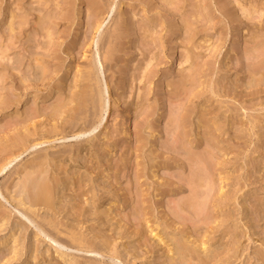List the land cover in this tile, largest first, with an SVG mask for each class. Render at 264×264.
I'll return each instance as SVG.
<instances>
[{
    "label": "rangeland",
    "instance_id": "obj_1",
    "mask_svg": "<svg viewBox=\"0 0 264 264\" xmlns=\"http://www.w3.org/2000/svg\"><path fill=\"white\" fill-rule=\"evenodd\" d=\"M187 241L264 264V0H0V264Z\"/></svg>",
    "mask_w": 264,
    "mask_h": 264
},
{
    "label": "bare ground",
    "instance_id": "obj_2",
    "mask_svg": "<svg viewBox=\"0 0 264 264\" xmlns=\"http://www.w3.org/2000/svg\"><path fill=\"white\" fill-rule=\"evenodd\" d=\"M259 82H261V81H259ZM106 89L108 90V87H106ZM97 96H98V94H97ZM86 97H87V100H86L85 108L86 107L88 108L89 105H96L97 104L98 100L96 99V94L95 93L92 92V93H90L89 96H86ZM58 107H56V108L58 109ZM53 108H55V107H53ZM108 112H109V105L107 104L106 108L103 109L102 116L100 118L97 117L98 120H94V121L90 122L86 118L85 120L90 122L89 124L85 125L82 128H78V129H76L74 131H68V132L74 133V136L79 137L81 135H84L86 132L90 131L93 128H94L93 130H95L97 127H101L102 126V124L106 120V117H104V113L106 115V114H108ZM62 130H63L62 132H60V133L58 132V133H56V135H60L61 134V135H63L62 138H66L67 137V135H66V133H67L66 131L67 130L66 129H62ZM29 145H30V141H27V139L22 141V142H18L16 144L17 149L13 153V154H15L14 155V159L18 158L22 153H24V151L27 150L26 147L29 146ZM31 146L32 145H30V147ZM34 146H36V145L33 144L32 147H34ZM11 160H10V162H11ZM45 191H47V190H45ZM45 221H50V220H45ZM37 227H38V229L40 231H42V228L40 226H37ZM66 232L68 233V235L70 236V239H71V241L69 242L70 247L76 248L78 251H82V252H85V253L96 254V255H101L103 252L107 251L108 247H107V245L105 243L99 249V248H97L94 245L90 246L88 244H83V243H85V240L83 238H81V237H75L74 236L75 232L72 229H68ZM8 239H6L5 241H7ZM50 239L53 242L56 243V246L58 248H66V247L69 248L67 246L68 243H66L65 241H62V240L56 241L52 237H50ZM200 246H203V243L198 245V246H195V245H191L190 242H188V241H187V244L179 245L178 247H176V249L173 252L174 256L172 258H170V264H219L220 262H222V264H227L228 260L230 258H232V256L235 257V255H236V253H233L234 255H230L228 257V259H221L220 256H219L220 254H219L218 251H216L215 255H213V252L208 247H200ZM209 247H210V245H209ZM58 255L60 256V254H58Z\"/></svg>",
    "mask_w": 264,
    "mask_h": 264
}]
</instances>
